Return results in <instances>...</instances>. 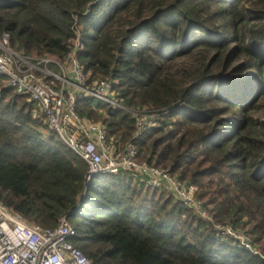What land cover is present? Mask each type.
<instances>
[{"label":"trees","instance_id":"16d2710c","mask_svg":"<svg viewBox=\"0 0 264 264\" xmlns=\"http://www.w3.org/2000/svg\"><path fill=\"white\" fill-rule=\"evenodd\" d=\"M27 57L73 54L86 83L131 110L164 109L137 138L127 112L76 100L81 118L167 171L211 222L127 174L95 175L0 76V205L75 231L91 264H264V0H0V40ZM241 234L250 250L221 238Z\"/></svg>","mask_w":264,"mask_h":264},{"label":"built area","instance_id":"2783aa9c","mask_svg":"<svg viewBox=\"0 0 264 264\" xmlns=\"http://www.w3.org/2000/svg\"><path fill=\"white\" fill-rule=\"evenodd\" d=\"M0 76L7 87L35 105L47 128L85 163L86 183L95 175H131L145 186L168 191L196 216L211 222L207 210L195 199L193 185L181 184L167 171L137 162L130 143L123 147L115 144L100 123L79 117L74 104L76 100L97 101L127 112L135 120L133 139L157 126L164 109H126L110 80L101 78L86 83L73 54L61 60L48 56L30 58L12 51L5 36L0 40ZM8 210L0 205V264H91L71 244L75 231L65 217L59 218L53 228H40ZM213 228L221 238L233 239L250 250L238 232L218 224Z\"/></svg>","mask_w":264,"mask_h":264},{"label":"rangeland","instance_id":"374dc122","mask_svg":"<svg viewBox=\"0 0 264 264\" xmlns=\"http://www.w3.org/2000/svg\"><path fill=\"white\" fill-rule=\"evenodd\" d=\"M30 58H33V57H30ZM251 114L255 117V118H264V107H259V108H257V109H255V110H253L252 112H251ZM95 123H100V122H95ZM172 176V175H171ZM174 177V176H173ZM176 178V177H175ZM200 202V201H199ZM201 203V202H200ZM9 212H13V211H11V210H8ZM228 227V226H227ZM244 242H245V244L246 245H248L249 246V244L244 240V239H242ZM242 241V242H243ZM240 243V242H239ZM248 248H250V246L248 247ZM251 249V248H250ZM247 250V249H246Z\"/></svg>","mask_w":264,"mask_h":264}]
</instances>
